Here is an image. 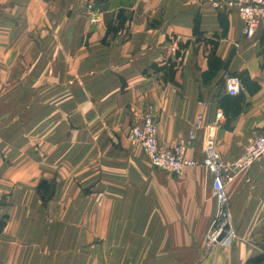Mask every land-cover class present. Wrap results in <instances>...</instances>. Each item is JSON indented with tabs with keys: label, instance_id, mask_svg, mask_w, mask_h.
Listing matches in <instances>:
<instances>
[{
	"label": "crops",
	"instance_id": "crops-1",
	"mask_svg": "<svg viewBox=\"0 0 264 264\" xmlns=\"http://www.w3.org/2000/svg\"><path fill=\"white\" fill-rule=\"evenodd\" d=\"M80 4L0 0V264H251L264 242L243 226L264 215V158L226 186L238 238L206 246L217 207L211 175L201 165L161 172L127 135L147 108L160 144L194 134L185 156L201 162L214 135L222 162L235 161L264 132V20L246 39L236 13L202 0H122L116 22L100 13L91 24ZM195 20L217 42L214 55L195 42ZM187 41L164 83L151 66L175 61ZM228 75L240 79L237 96L226 93ZM98 126L102 136L88 141ZM43 180L57 182L45 205ZM125 213L133 227L122 238L111 224Z\"/></svg>",
	"mask_w": 264,
	"mask_h": 264
},
{
	"label": "built area",
	"instance_id": "built-area-1",
	"mask_svg": "<svg viewBox=\"0 0 264 264\" xmlns=\"http://www.w3.org/2000/svg\"><path fill=\"white\" fill-rule=\"evenodd\" d=\"M202 2L219 13H236L243 23L242 33L246 39L253 38L264 20V0H202ZM240 86L241 82L237 76L225 77L224 87L228 95L237 96ZM221 117V113H217L212 125L219 124ZM201 119L202 116L198 115L193 125H198ZM131 137L140 143L149 162L157 169L179 174L184 168L197 165L195 160L185 156L186 149L191 145L195 136L191 134L187 139H181L171 147L160 145L157 140L154 115L151 111L144 116L142 123L133 126ZM263 158L264 132L250 139L243 153L229 164L221 161L214 137L209 136L205 139L201 163L211 174L212 190L218 205L215 227L208 238L209 246L216 243L229 245L234 239V231L226 209V184L233 179L236 173L247 170Z\"/></svg>",
	"mask_w": 264,
	"mask_h": 264
},
{
	"label": "rangeland",
	"instance_id": "rangeland-1",
	"mask_svg": "<svg viewBox=\"0 0 264 264\" xmlns=\"http://www.w3.org/2000/svg\"><path fill=\"white\" fill-rule=\"evenodd\" d=\"M93 1V2H92ZM81 0V4H80V6H79V13H80V16H82L83 17V15L86 17V19H87V22L89 23V24H91V23H93L96 19L95 18H97L98 17V15L101 13V14H103V16L106 18V20L108 21V19L110 20V19H112L113 18V20L115 19V22L119 19V17H115V15H119L121 12L119 11V12H117V7L119 6L118 5V3L120 2V1H122V0ZM125 1H127L128 3H130L131 2V0L129 1V0H125ZM100 5L99 7H97V8H95L94 6L95 5ZM89 5H91V7L89 8V7H87V6H89ZM92 5H94V6H92ZM91 9V10H90ZM88 11V12H87ZM94 11H96V12H94ZM98 12V13H97ZM66 12H64L63 14H65ZM68 14H71L72 12H67ZM93 17V18H92ZM84 18V17H83ZM85 19V20H86ZM261 25V24H260ZM120 27V24L119 23H116L115 25L113 24V27L111 26V32H116L117 31V29ZM260 27V26H259ZM242 29H243V23H242ZM259 29V28H258ZM258 31V30H257ZM256 31V32H257ZM256 34V33H255ZM255 36V35H254ZM253 36V37H254ZM178 50V49H177ZM176 50V51H177ZM175 61H176V63H177V59H176V57H175ZM178 66V65H177ZM80 74V73H79ZM78 74V75H79ZM62 79H63V85L64 84H66L65 83V81L67 80V79H69V72H66V71H63V76H62ZM63 92H66V89H64L63 88ZM81 94V92L78 90V95H80ZM82 95V94H81ZM149 111H151V110H148L147 108H146V110L144 111V113H143V115H142V117H141V119H140V123H142V120H143V118H144V116L149 112ZM151 113L154 115V122H155V126H156V132H157V121H156V117H155V114L151 111ZM214 123V122H213ZM137 125H139V124H137ZM212 125V124H211ZM134 126H136V125H134ZM212 126H218V124L217 125H212ZM132 128H133V126L129 129V131H128V135H127V138H128V142L131 144V145H136V146H139V147H141V145H140V143L137 141V140H135V139H133L132 137H131V130H132ZM191 135V134H190ZM192 135H194V134H192ZM102 135H101V127L100 126H98V128L96 129V132L94 133V134H92V135H87V137H88V141H96L97 139H99L100 137H101ZM195 136V135H194ZM211 137H214V135H211ZM188 138V137H187ZM187 138H185V139H187ZM214 139H215V137H214ZM69 140V137L67 136L66 138L65 137H63V142H67ZM157 140H158V138H157ZM181 140V139H180ZM194 140H195V138H194ZM193 140V141H194ZM70 141H73V140H71L70 139ZM78 141H81V139H79ZM205 141V140H204ZM159 142V141H158ZM215 142H216V139H215ZM193 143V142H192ZM191 143V144H192ZM160 144V143H159ZM160 145H162V144H160ZM162 146H164V145H162ZM174 146V145H173ZM190 146V145H189ZM203 146H204V143H203ZM165 147H167V146H165ZM171 147V146H170ZM188 148V147H187ZM217 148V147H216ZM141 149H142V147H141ZM187 150V149H186ZM142 152H143V149H142ZM202 153H203V148H202ZM143 156L145 157V158H147L146 157V155L144 154V152H143ZM203 158V157H202ZM147 160H148V158H147ZM149 161V160H148ZM222 161V160H221ZM202 162V161H201ZM201 162H196L197 163V165L196 166H199V165H201V166H203L202 165V163ZM150 163V162H149ZM150 165H151V163H150ZM152 166V165H151ZM153 167V166H152ZM193 167H195V166H192V167H186V168H193ZM153 168H155V167H153ZM186 168H184V169H186ZM155 169H157V168H155ZM184 169H183V171H184ZM203 170H204V172L207 174H210L209 173V171L203 166V168H202ZM157 170H159V171H161V172H164V173H168V174H173V175H180V174H182L183 173V171L181 172V173H179V174H175V173H171V172H167V171H163V170H160V169H157ZM243 172V171H242ZM211 175V174H210ZM49 182H54L55 183V191H56V189H57V182L55 181V180H51V181H49ZM66 183L67 182H64V186L66 187ZM229 183V182H228ZM211 184H212V182H211ZM226 186H227V184H226ZM211 187H212V185H211ZM37 191V190H36ZM38 193V192H37ZM211 194H212V197H214V201L216 202V206H218L217 205V201H216V198H215V196H214V194H213V190H211ZM226 194H227V192H226ZM54 195H55V193H54ZM38 196H39V194H38ZM39 199H40V197H39ZM53 199V198H52ZM51 199V200H52ZM50 200V201H51ZM47 204V203H46ZM226 209H227V214H228V216H229V220H230V222H231V227H232V229H233V231H234V239L232 240V242H234L235 240H236V238H238V236H236V231H235V226H234V222H233V217L231 216V214H230V210H229V201H228V197H227V204H226ZM130 210H131V208H128L126 211H128V212H130ZM216 212H217V207H216ZM215 212V214H214V217L212 218V221H211V224H210V227H208V229H207V231H206V235H205V244H206V246L208 245V238H209V235H210V233H211V231L214 229V227H215V224H214V222H215V216H216V213ZM132 219H133V215L132 214H130V213H125V214H121L119 217H118V221L116 222V224H111V226H113V225H115L116 227H119L120 229H121V237L122 238H124L125 237V234L127 233V231H130V229H132V227H133V222H132ZM0 222H2V224H3V226L1 227V228H3L4 226H5V219H3V220H1ZM125 225H127V227H125ZM130 226V227H129ZM245 226H247L249 229H251V241L252 242H264V215H261V216H255V220H254V222L252 221V222H250V223H245L244 224V226L243 227H245ZM240 228L242 227V226H239ZM124 228H127V229H124ZM240 228H238V231L240 230ZM242 232L243 231H241V232H239V237L240 238H243V236H242ZM122 240V239H121ZM121 240H117L116 242H121ZM115 242V241H114ZM122 242H124V240L122 241ZM231 242V243H232Z\"/></svg>",
	"mask_w": 264,
	"mask_h": 264
},
{
	"label": "trees",
	"instance_id": "trees-1",
	"mask_svg": "<svg viewBox=\"0 0 264 264\" xmlns=\"http://www.w3.org/2000/svg\"><path fill=\"white\" fill-rule=\"evenodd\" d=\"M193 33L195 35V42H203L204 44L212 45L211 48V54L214 55L215 49L217 47V42L211 39H207L203 37V33L199 31L198 23L195 20L194 27H193ZM189 41L185 43H179L178 44V50L175 53L176 59L180 57V52L189 45ZM153 71L155 73H162L163 74V82L164 83H173L175 74L177 71V63L176 61H166L162 64H154L151 66ZM36 190L39 194L40 200L43 205H45L47 202H49L53 197L55 193V183L54 182H47V181H41L37 184ZM3 226L2 222H0V228ZM249 263L251 264H263L264 263V247L263 252L259 255H256L255 257L251 258L249 260Z\"/></svg>",
	"mask_w": 264,
	"mask_h": 264
},
{
	"label": "bare ground",
	"instance_id": "bare-ground-1",
	"mask_svg": "<svg viewBox=\"0 0 264 264\" xmlns=\"http://www.w3.org/2000/svg\"><path fill=\"white\" fill-rule=\"evenodd\" d=\"M258 30V29H257Z\"/></svg>",
	"mask_w": 264,
	"mask_h": 264
}]
</instances>
